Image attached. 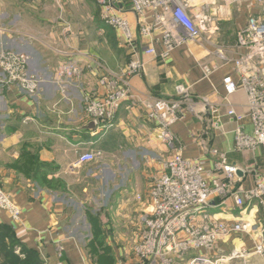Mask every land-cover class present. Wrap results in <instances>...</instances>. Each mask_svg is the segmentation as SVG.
<instances>
[{
  "label": "crops",
  "instance_id": "crops-1",
  "mask_svg": "<svg viewBox=\"0 0 264 264\" xmlns=\"http://www.w3.org/2000/svg\"><path fill=\"white\" fill-rule=\"evenodd\" d=\"M181 1L197 26L205 27L202 18L208 17L207 27L197 41L160 57L161 47L154 42L160 31L155 29L151 39L139 34L141 21L150 23L152 16L139 18L127 0L115 12L129 22L131 45L103 23L96 0H0V53L24 54L29 72L43 80L34 98L16 85H0V186L21 210L14 220L0 208V264H148L133 251L138 237L133 225L151 211L152 177L167 171L163 161L178 146L184 158L204 162L208 181L218 176L213 148L237 167L236 186L252 188L255 172L264 177V146L254 152L235 151L237 123L226 115L232 106L243 117L244 131L251 132L246 93L239 89L226 96L222 83L226 75L238 80L234 60L248 51L240 45L238 32L262 6L256 0ZM147 45H153L157 55L145 54ZM134 47L144 63L141 73L129 80L135 96L172 97L182 86L196 98L207 97L217 109L214 114L209 108L201 114L184 111L169 128L176 147L163 138L158 123L148 119L138 98L123 102L104 128L83 111V97L102 99L107 89L100 81L114 80L112 75L124 67ZM69 60L80 72L62 87L56 67ZM203 65L215 67L209 76ZM84 150L99 151L102 161L77 166V153ZM99 165L107 168L108 178L94 168L84 171ZM68 176L83 182L80 190L70 182L59 190L49 186L51 179L65 181ZM35 177H41L40 184ZM103 177L102 187L94 184ZM89 200L103 205L94 212L86 209ZM211 204L209 212L216 218L251 225L263 220L257 201L242 212L232 198H214ZM259 233L254 226L249 233L218 241L207 252L211 264H264L253 254ZM193 256L189 253L184 261Z\"/></svg>",
  "mask_w": 264,
  "mask_h": 264
},
{
  "label": "built area",
  "instance_id": "built-area-1",
  "mask_svg": "<svg viewBox=\"0 0 264 264\" xmlns=\"http://www.w3.org/2000/svg\"><path fill=\"white\" fill-rule=\"evenodd\" d=\"M100 8V18L105 25L119 31L123 41L131 45L132 32L129 22L116 14L115 9L124 0H96ZM131 11L139 18L147 13L152 16L150 23L141 21L139 34L152 38L155 29L160 36L154 42L160 45L158 56L165 57L171 50L189 41H197L206 29L209 18H202L205 23L197 26L193 17L181 0H127ZM227 3L235 0H224ZM261 6L257 15H251L245 27L239 30L240 45L246 46L247 53L234 60V71L238 75L235 81L231 75L222 79L226 96L239 89L247 96L248 119L252 125L251 132H246L240 123L242 116L236 114L232 106L227 107L226 115L237 125L233 129L234 150L237 152H254L264 146V0H256ZM130 59L125 70V79L120 84L113 80L102 79L100 83L107 89L102 99L84 96L83 105L87 115L97 127L110 126L112 119L123 102L138 98L146 111L149 120L158 123L168 144L175 146V139L170 133V126L183 116L184 111L201 114L210 109L214 114L207 97H195L187 88L178 86L172 97H152L140 99L131 91L130 77L139 75L144 63L138 58L134 48L130 50ZM144 53L157 55L153 45H147ZM27 57L16 52L0 53V85L21 86L29 93L37 87L38 75L28 73ZM205 76H209L215 67L203 65ZM253 69L254 72H253ZM56 79L69 81L80 72L74 61H65L56 67ZM117 83V82H116ZM198 106L201 108L198 109ZM213 124H216L213 123ZM211 152L218 157L215 163L217 178L208 181L204 174L203 161L200 158L186 159L178 146L176 152L163 166L164 173L153 176L148 192L151 211L140 219L141 228L133 251L137 258L148 264H211L207 252L212 251L218 241L232 234L248 232L255 226L259 235L254 244L253 254L264 263V177L255 172V183L252 188L244 190L236 186L237 167L228 163L225 155L217 149ZM99 153L89 152L80 156L79 163L90 161ZM214 198L222 201L232 198L234 207L240 212L252 201H257L263 212V220L253 225L234 219L231 221L214 217L209 212ZM0 208L8 212L12 219L18 220L21 210L12 196L0 187ZM204 250V253H199ZM189 253H195L184 261Z\"/></svg>",
  "mask_w": 264,
  "mask_h": 264
},
{
  "label": "rangeland",
  "instance_id": "rangeland-1",
  "mask_svg": "<svg viewBox=\"0 0 264 264\" xmlns=\"http://www.w3.org/2000/svg\"><path fill=\"white\" fill-rule=\"evenodd\" d=\"M128 62V61H127ZM126 65H127V63H125L124 64V67H122V68H120V69H118V71L115 73V74H113L112 75V77H114V80H113V82L116 84V81L117 82H121V80L122 79H125V70H126ZM28 70V69H27ZM28 73H31V72H29V70H28ZM109 73H111V72H109ZM76 79V77H74V78H72L71 80H69V81H61V80H58V79H56V80H58V81H61L62 82V87H66V85L67 84H69V83H71V82H73V80H75ZM115 79H116V81H115ZM42 79L40 78V79H37V87H35L34 88V92L33 93H29L26 89H21L22 87L21 86H17V87H19L24 93H26V95H28V96H30V97H32V98H34L37 94H38V92H39V89H40V86H41V84H42ZM63 91V90H62ZM64 92V91H63ZM85 96H93V95H85ZM84 98V97H83ZM83 111H84V113L85 114H87L86 113V110H85V107H84V105H83ZM89 152H96V153H99L98 154V156H93V159L92 160H90V161H86V162H82V163H79V158H80V156H82V155H84V154H86V153H89ZM101 158H103V156L101 155V153L99 152V151H97V150H92V151H89V150H84V151H79L78 153H77V158H76V160H75V164L77 165V166H82V165H85V164H87V163H100L101 161H102V159ZM92 168H94V169H96V170H98V171H102L101 173L102 174H105V176H106V178H108V174L107 173H105L104 171H108L107 170V168L106 167H104V168H102V166H98V167H90V168H84L85 170L84 171H90V169H92ZM115 169H116V167H115ZM118 171V170H117ZM30 178H32L31 176H29ZM41 177H35V180H37L38 182H39V184L41 183V179H40ZM64 178H66V180L65 181H62V178H56V179H51V182H50V185L49 186H53V188H55L56 190H59V189H61V184L62 183H73V189H75V190H80V186L83 184V182L82 181H80V179L78 180V182H76L75 180H74V178L73 177H71V176H68V177H64ZM103 181H104V177H103V180H101L100 182H96L95 181V185H96V183H98V184H100L101 185V187L103 186ZM102 182V183H101ZM42 186V185H41ZM104 186H106V185H104ZM1 187V186H0ZM3 190V189H2ZM4 191V190H3ZM5 192V191H4ZM74 193H76V192H74ZM80 196V195H79ZM138 197V196H137ZM83 198H84V196H83ZM139 198V197H138ZM97 204V205H96ZM102 205H103V201H101V200H99V204L98 203H95L94 201H92V200H89L88 202H87V204H86V209H90V210H92V211H94V212H97L98 211V209H99V207H102ZM83 210H85V208L83 209ZM136 225H133V228H134V230H133V233H134V231H136L135 233L137 234H139V230H140V228H141V222H137V223H135ZM82 226V225H81ZM99 227L97 228V230L99 231ZM134 241H135V239H134ZM11 264V263H10Z\"/></svg>",
  "mask_w": 264,
  "mask_h": 264
}]
</instances>
